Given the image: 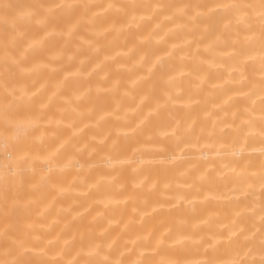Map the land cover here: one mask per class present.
I'll return each mask as SVG.
<instances>
[{
	"label": "clouds",
	"instance_id": "obj_1",
	"mask_svg": "<svg viewBox=\"0 0 264 264\" xmlns=\"http://www.w3.org/2000/svg\"><path fill=\"white\" fill-rule=\"evenodd\" d=\"M0 264H264V0H0Z\"/></svg>",
	"mask_w": 264,
	"mask_h": 264
}]
</instances>
